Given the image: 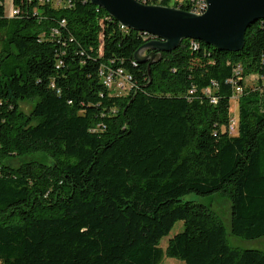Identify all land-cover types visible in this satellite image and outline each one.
<instances>
[{"label":"trees","instance_id":"trees-1","mask_svg":"<svg viewBox=\"0 0 264 264\" xmlns=\"http://www.w3.org/2000/svg\"><path fill=\"white\" fill-rule=\"evenodd\" d=\"M13 4L9 16L0 0V264H160L178 221L171 257L264 264L263 251L229 245L209 205L183 201L219 192L231 234L264 237V19L243 50L188 39L149 64L135 53L152 35L91 0ZM104 66L132 87L108 89Z\"/></svg>","mask_w":264,"mask_h":264},{"label":"water","instance_id":"water-1","mask_svg":"<svg viewBox=\"0 0 264 264\" xmlns=\"http://www.w3.org/2000/svg\"><path fill=\"white\" fill-rule=\"evenodd\" d=\"M206 2V11L197 14L179 6L144 4L138 0H91L122 26L152 35L135 53L136 60L149 64L188 39L222 50H243L249 28L264 19V0Z\"/></svg>","mask_w":264,"mask_h":264},{"label":"rangeland","instance_id":"rangeland-1","mask_svg":"<svg viewBox=\"0 0 264 264\" xmlns=\"http://www.w3.org/2000/svg\"><path fill=\"white\" fill-rule=\"evenodd\" d=\"M11 0H7V7L9 6ZM186 0H171L170 5L173 6L177 2H184ZM248 88H256L259 84L258 79L255 77L248 78L246 83ZM33 107L32 101H23L21 102V109L25 112L29 113ZM238 100L232 98V112L234 115H238ZM38 158H43L50 162L46 156L38 155ZM12 163L17 166L21 163L19 159L12 161ZM183 201H193L195 203H202L205 205H209L212 213L223 221L227 229V239L230 246L238 249H256L264 252V237L248 240L240 237H236L231 234V203L229 199L222 195L221 193H215L210 195H201L195 192H191L187 194ZM184 229V222L178 221L171 232L162 238L160 242V246L165 250V255L160 262V264H185L184 261L177 259L175 257H171L167 252L166 248L168 245V241L171 237H173L176 233L182 231Z\"/></svg>","mask_w":264,"mask_h":264},{"label":"built area","instance_id":"built-area-1","mask_svg":"<svg viewBox=\"0 0 264 264\" xmlns=\"http://www.w3.org/2000/svg\"><path fill=\"white\" fill-rule=\"evenodd\" d=\"M62 1L65 2V4H71L72 0H55L56 5H60ZM149 1H155V5H161L162 0H149ZM207 8V2L206 0H190V8L193 11H196L197 14H202L206 11ZM7 12L9 16H14L18 14V9L13 4V0L10 1L9 6L7 7ZM152 38V37H151ZM193 44V43H192ZM195 47H197V44H193ZM102 78L105 86L108 89H111L116 92H124L130 89L132 87L131 84V77L129 75H126L122 69H110L103 67V73ZM243 92V88L238 86L236 88V96L240 95ZM190 93H194V90H191ZM208 94H212L211 90H207ZM212 103H217V98L212 97L211 100ZM237 127V117H233L230 122V131L234 132L236 131Z\"/></svg>","mask_w":264,"mask_h":264},{"label":"bare ground","instance_id":"bare-ground-1","mask_svg":"<svg viewBox=\"0 0 264 264\" xmlns=\"http://www.w3.org/2000/svg\"><path fill=\"white\" fill-rule=\"evenodd\" d=\"M138 1L141 2V3L146 4V3H145V0H143V1H142V0H138ZM151 5H155V4H151ZM189 11L196 13V11H193V10H189Z\"/></svg>","mask_w":264,"mask_h":264}]
</instances>
